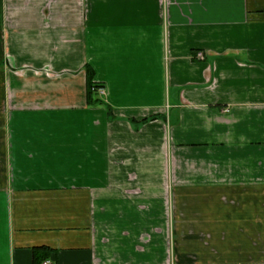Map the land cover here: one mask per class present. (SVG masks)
<instances>
[{
	"label": "crops",
	"instance_id": "0c3cea01",
	"mask_svg": "<svg viewBox=\"0 0 264 264\" xmlns=\"http://www.w3.org/2000/svg\"><path fill=\"white\" fill-rule=\"evenodd\" d=\"M0 264H264V0H0Z\"/></svg>",
	"mask_w": 264,
	"mask_h": 264
},
{
	"label": "built area",
	"instance_id": "2783aa9c",
	"mask_svg": "<svg viewBox=\"0 0 264 264\" xmlns=\"http://www.w3.org/2000/svg\"><path fill=\"white\" fill-rule=\"evenodd\" d=\"M198 57H199V58H204L203 53L199 52V53H198ZM94 85L97 86V87L93 88L94 90H98V91L100 92L101 95H104V94H105V92H106L105 87H103V86H101V85H98V84H96V83H95Z\"/></svg>",
	"mask_w": 264,
	"mask_h": 264
},
{
	"label": "trees",
	"instance_id": "16d2710c",
	"mask_svg": "<svg viewBox=\"0 0 264 264\" xmlns=\"http://www.w3.org/2000/svg\"><path fill=\"white\" fill-rule=\"evenodd\" d=\"M95 83H93V81L90 79L89 81V85H90V92H92V90H94L93 88L97 87L96 85H94Z\"/></svg>",
	"mask_w": 264,
	"mask_h": 264
}]
</instances>
